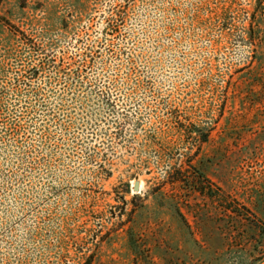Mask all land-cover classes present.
Segmentation results:
<instances>
[{
	"label": "rangeland",
	"instance_id": "rangeland-1",
	"mask_svg": "<svg viewBox=\"0 0 264 264\" xmlns=\"http://www.w3.org/2000/svg\"><path fill=\"white\" fill-rule=\"evenodd\" d=\"M0 264H264V0H0Z\"/></svg>",
	"mask_w": 264,
	"mask_h": 264
},
{
	"label": "water",
	"instance_id": "water-1",
	"mask_svg": "<svg viewBox=\"0 0 264 264\" xmlns=\"http://www.w3.org/2000/svg\"><path fill=\"white\" fill-rule=\"evenodd\" d=\"M139 188H140V184H139V182H136L135 185H134V191L138 192Z\"/></svg>",
	"mask_w": 264,
	"mask_h": 264
},
{
	"label": "trees",
	"instance_id": "trees-1",
	"mask_svg": "<svg viewBox=\"0 0 264 264\" xmlns=\"http://www.w3.org/2000/svg\"><path fill=\"white\" fill-rule=\"evenodd\" d=\"M206 139H207V138H204V140H203V141H204V142H206V141H207ZM122 199L124 200V198H122Z\"/></svg>",
	"mask_w": 264,
	"mask_h": 264
}]
</instances>
